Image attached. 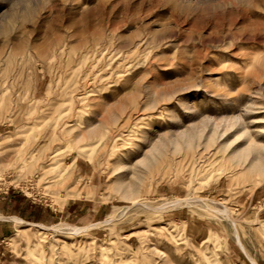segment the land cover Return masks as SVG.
Masks as SVG:
<instances>
[{"label":"rangeland","instance_id":"1","mask_svg":"<svg viewBox=\"0 0 264 264\" xmlns=\"http://www.w3.org/2000/svg\"><path fill=\"white\" fill-rule=\"evenodd\" d=\"M247 140L264 143V0H0V194L45 225L118 211L13 222L0 264H264V172L232 155ZM117 178L150 207L198 199L132 204Z\"/></svg>","mask_w":264,"mask_h":264},{"label":"bare ground","instance_id":"2","mask_svg":"<svg viewBox=\"0 0 264 264\" xmlns=\"http://www.w3.org/2000/svg\"><path fill=\"white\" fill-rule=\"evenodd\" d=\"M233 121L228 123L224 129L227 130V128H230V126L234 125L236 123L235 119H232ZM214 125V124H213ZM212 126V125H211ZM213 127V126H212ZM215 128H218V124L214 125ZM223 128V127H222ZM86 129V128H85ZM87 130V129H86ZM212 130V129H211ZM214 131V130H213ZM220 131V130H219ZM221 132V131H220ZM224 132V130L222 131V133ZM247 131L246 129H243L241 130L240 134H245ZM80 133V132H79ZM222 133H220L222 135ZM217 134V133H216ZM210 135V134H209ZM219 136V135H218ZM217 136V137H218ZM76 137H78L76 135ZM75 137V138H76ZM213 138V136L211 137ZM215 138V137H214ZM217 139V138H216ZM214 140V139H213ZM217 141V140H216ZM191 143V142H190ZM219 143V141H218ZM222 143V142H221ZM89 146L92 144V143H88ZM224 146L222 147L223 149H227L230 144L225 141V143L223 144ZM84 146V145H83ZM58 147V146H57ZM45 150V149H44ZM50 152V151H49ZM232 155H233V158L240 162L241 164H245L246 166H248L251 170H256V171H262L264 172V143H258L257 141H246V144H245V147L243 148H234L232 150ZM49 156V155H48ZM47 159V158H46ZM145 159V157H144ZM53 160V159H52ZM55 160V159H54ZM46 162V161H45ZM35 177V176H34ZM77 179V178H76ZM64 183V182H63ZM114 188H117V189H120L121 190V195L122 197H125V198H130L132 199V204H142V205H145L148 206L149 208H153V209H157V208H164V207H167V206H174V205H177L179 203H192L193 200L195 199H198L197 197H193V196H173V198L171 199H168V200H164L162 201L159 205L157 206H149L148 204H146L145 202L141 201L140 199H136V197L134 196H131L133 193H134V190H133V186L129 183H126L124 182V180L120 179V178H117L116 181L114 182L113 184ZM58 187V186H57ZM73 188V187H72ZM74 189V188H73ZM119 190V191H120ZM72 194H77V191L73 192ZM72 194H67V197H71L69 195H72ZM62 196V195H61ZM200 199V198H199ZM202 200V199H201ZM200 200V201H201ZM205 200V198L203 199ZM197 201V200H195ZM199 201V202H200ZM207 201V200H206ZM205 202V201H204ZM210 203H212V201H209ZM198 203V202H197ZM201 203V202H200ZM199 203V204H200ZM181 205V204H180ZM202 205V204H201ZM214 205V204H213ZM221 205V204H220ZM60 206V205H59ZM205 206V204H204ZM147 207V208H148ZM212 209L214 210L215 212H218L220 215H222L223 217H225L226 219L230 220V222L232 223V225L235 227V220L236 218L233 217L229 211V208L225 205V204H222V206H220L219 208L218 207H209V209ZM119 209V208H118ZM117 210V206H114L113 209L106 215V217L100 221H97V222H90L86 225H76V224H69V223H66V222H57L56 224H52V225H45V224H42V223H35V222H28V221H25V220H22L21 218H18V217H8V218H11V220L17 224H19L20 226L22 224H27V225H32V226H35L37 227L38 229H42V230H54V231H57V230H60L62 228H69V229H72L73 231H80V230H83L85 228H88L92 225H95L97 223H109L111 222L112 220H114L115 218V215ZM127 210V209H126ZM121 211V209L119 210V212ZM123 212V211H122ZM259 212V211H258ZM257 213V212H256ZM1 217V216H0ZM4 218V217H3ZM7 218V219H8ZM255 219V218H254ZM256 219H259L256 217ZM236 230V229H235ZM235 238H236V241H237V244L240 246V248L242 249V251H244V253H246V250H245V247L243 246V244L241 243L240 239H239V236L237 234V232L235 231ZM250 259V258H249ZM251 262L253 264H259L258 262H256L254 259H251Z\"/></svg>","mask_w":264,"mask_h":264},{"label":"crops","instance_id":"3","mask_svg":"<svg viewBox=\"0 0 264 264\" xmlns=\"http://www.w3.org/2000/svg\"><path fill=\"white\" fill-rule=\"evenodd\" d=\"M259 192L260 190L255 189L251 193V197L254 196L255 198H257ZM0 198L2 199V202H5L4 205H2V211H0V236H8L14 229L13 221L11 220V218H8L9 216H15L28 222L41 223L40 221H43L42 224H44V222L50 221L49 219H47L46 213L48 215V218H52V214H50L41 206L32 203L31 200H28V198L25 197L24 194L20 193L17 190L11 189L6 195L0 194ZM73 204V202H71L70 204H66L64 210H59L60 213L70 215L77 212V210L80 209L79 204ZM262 213L264 214V208L259 212L258 216L260 217ZM262 216V218L264 219V215Z\"/></svg>","mask_w":264,"mask_h":264}]
</instances>
